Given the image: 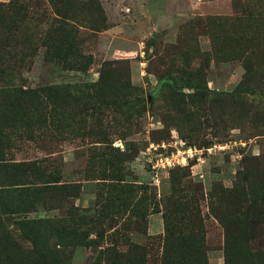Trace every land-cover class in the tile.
I'll return each mask as SVG.
<instances>
[{
    "label": "rangeland",
    "instance_id": "rangeland-1",
    "mask_svg": "<svg viewBox=\"0 0 264 264\" xmlns=\"http://www.w3.org/2000/svg\"><path fill=\"white\" fill-rule=\"evenodd\" d=\"M97 1L106 29L79 34L89 68L64 71L43 47L14 68L32 88L102 79L107 100L86 117L63 92L58 126L7 150L0 264H264V0ZM251 3L260 15L247 19ZM128 87L141 104L111 107ZM173 138L231 146L153 170L150 144ZM45 248L57 254L35 256Z\"/></svg>",
    "mask_w": 264,
    "mask_h": 264
},
{
    "label": "trees",
    "instance_id": "trees-1",
    "mask_svg": "<svg viewBox=\"0 0 264 264\" xmlns=\"http://www.w3.org/2000/svg\"><path fill=\"white\" fill-rule=\"evenodd\" d=\"M259 1L262 2L258 0V3ZM44 6L46 7V4L39 0L0 2V166L6 163L7 150L16 142L25 138L33 139L36 136L35 129L39 138L38 133L45 126L52 128L58 126L55 100L62 96L63 92L70 93L72 99L76 98L80 113L86 117L89 111L95 109L94 104L98 102L99 97L107 100L105 95L98 93L102 79L79 87L49 85L32 88L20 83V79L13 76L14 68L29 65L40 47L45 48V58L61 64L64 71L84 72L90 66V58L81 49L79 34L81 30L95 33L106 29V19L99 2L49 0L48 7ZM258 9L257 4L251 3L247 6L245 10L247 19L259 17ZM215 22L206 18L202 23L192 21L190 24L198 27ZM109 65L120 64L109 62L103 64L102 68ZM248 79L250 77L247 79L245 77L242 82L246 83ZM256 91L259 96H264V75L259 76ZM111 101V107L130 108L134 102L141 104L134 95V89L130 87ZM103 103L105 102H101ZM75 111L77 110L71 109L70 114H75ZM26 164L30 166L32 174L41 175L42 171L34 163ZM49 182L56 181L41 182L43 188L51 187L46 185ZM109 251L110 249H100L96 253L102 255L108 254ZM34 254L39 258H45L47 255L54 257L57 253L45 248L37 249Z\"/></svg>",
    "mask_w": 264,
    "mask_h": 264
},
{
    "label": "built area",
    "instance_id": "built-area-1",
    "mask_svg": "<svg viewBox=\"0 0 264 264\" xmlns=\"http://www.w3.org/2000/svg\"><path fill=\"white\" fill-rule=\"evenodd\" d=\"M231 143L212 144L208 147L197 148L187 144L181 139L173 138L168 143L150 144L148 150L158 152L152 161V169L170 170L178 166H184L188 162L202 164L207 157L215 153H223L230 149Z\"/></svg>",
    "mask_w": 264,
    "mask_h": 264
}]
</instances>
